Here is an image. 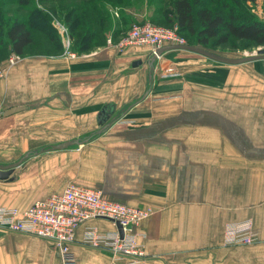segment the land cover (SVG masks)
<instances>
[{
	"label": "crops",
	"instance_id": "1",
	"mask_svg": "<svg viewBox=\"0 0 264 264\" xmlns=\"http://www.w3.org/2000/svg\"><path fill=\"white\" fill-rule=\"evenodd\" d=\"M104 48L28 54L11 67L0 61V110L26 106L0 119V165L28 154L0 180V204L29 206V196L14 200L32 191L27 180L41 190L36 199L70 183L100 188L154 208L135 230L145 264H264V88L237 87L247 79L241 64L195 52L166 51L150 77L148 50ZM103 110L109 117L100 124ZM247 219L258 241L226 244L225 226ZM114 226L98 218L77 229V264H133L84 244L88 228ZM24 235L31 238L0 228V264H61L39 237Z\"/></svg>",
	"mask_w": 264,
	"mask_h": 264
},
{
	"label": "rangeland",
	"instance_id": "2",
	"mask_svg": "<svg viewBox=\"0 0 264 264\" xmlns=\"http://www.w3.org/2000/svg\"><path fill=\"white\" fill-rule=\"evenodd\" d=\"M23 1L25 0H0V12H1L0 17L2 16L1 19L3 21L7 20V22H12L15 19H23L27 21L28 23H30L29 19H31L32 16H33V19L36 18L35 12L39 11L43 17L42 21L44 22V30L41 28L42 22L39 23L40 26L38 28H34L33 34L36 39L35 42L36 43L39 42L41 38L43 40L48 39L46 36L47 31H48L47 28L51 24L55 28V32L60 37L63 43V46H64L63 52L59 53L60 55L65 56V54L68 53L76 57H80L83 54L89 55L92 52L101 51L105 49L104 47H107V46L108 48L112 47L114 49L115 45H118L120 41L122 42L126 38V35L128 34L129 30L134 25H144L147 23H151V24L158 25L160 27L170 28L174 30L177 33V35L181 37V39H183L185 44L201 46L216 54H219L225 57H230V58H242L246 56L258 57V59H255L254 61L239 65V68L241 67L240 70L246 73L245 78L247 79H245L243 83H241L237 87L255 88V89L264 88V79H262V76H261L262 73H264V54H261V55L258 54V51L261 49H264V46H257L252 42L249 43L244 40L236 39L231 35L226 36L227 34L226 32L220 33L219 36L211 39L210 42L207 44L198 43L200 39L198 35L190 36L185 30H182V31L179 30L178 23L174 19L175 12L173 10L174 7H173L172 0H66L63 2H55L54 0H27L30 4L25 3ZM195 6L209 8L210 10L212 9L216 13L226 18L227 21L230 19V17L233 16L238 21L236 23L249 22V23L264 24V0H200V2L196 4ZM52 9H58L59 13L56 16L52 15L50 13V11L52 12ZM70 11H72L73 13L70 14L69 13ZM164 14H167V18H170L172 21L169 23H166L164 21L165 19ZM76 16H78L77 17L78 19H75ZM79 19H80V22H79ZM160 20H163V21H160ZM0 24H1V21H0ZM46 26L47 28H45ZM114 28L115 30H118V32L115 35L113 34ZM103 29L106 30L105 35L104 34L102 36L96 35V37L92 38V40L86 39V35L90 33L93 34V32L100 33V31H102ZM103 37L106 38V41L104 44H102L101 46H93L91 50L83 52L89 44L98 45L104 42L102 41ZM223 37H227V38L225 40H221V38ZM221 41H224V42H221ZM43 43H44V46H38V48H37V45L31 46L28 49V51L30 52L29 54L32 55V54L49 53V54L55 55L53 54L55 53V50H48L46 48L47 44L45 42ZM164 53L165 52L155 57V53L151 55L149 52L148 56H150V60L147 58L146 62L149 65L150 77H152L154 71L157 70L156 68L157 62ZM13 55L17 56L18 58L17 60L20 59V57L17 54H11L8 57L7 56L0 57V61L5 59L7 60L6 61L7 63L5 65H8ZM46 149H50V148L47 146ZM26 157H28V154L27 156H25V158ZM25 162L26 160L23 161L22 164L19 165V167L23 165ZM21 169H18L19 170L18 178L20 180H21L20 176L22 174ZM28 185H30V188H33L31 189L32 191L28 192L32 195H28V193L25 192L21 195H17L14 198L15 201H16V198L18 200H20L21 198L23 199L26 198L25 199L26 201L29 196V199L27 202L35 199L33 202H31V204H33L37 200L45 199L47 197H50L53 194L61 193L64 191L63 190L61 192H54L49 195H46L45 197H40L36 199L35 197H38V195H40L41 190H36L37 188L34 189L33 181L27 180L25 188H27ZM102 192L104 196L111 201L122 203V204L136 207V208H142V209L151 208L154 212V208L151 206H147V205L146 206H133V205H130V204L118 201V200L110 199L105 195L103 190ZM31 204H29V206ZM10 205L11 204L9 203L7 205L0 204L1 207H11ZM12 207H16L20 210L25 209V208H19L16 205H12ZM94 219H98V218H94ZM148 219L149 218L144 219L140 221L138 224H136L134 226L133 232L135 234H138L135 232L136 228L141 222L146 221ZM240 221H244V220H240ZM240 221L233 222V223H238ZM226 226H225V232L227 230ZM92 228H95V227H92ZM115 228L116 227L114 226V229L108 232H113ZM253 229L255 230L254 225H253ZM96 230L101 233H107L106 231L103 232L97 227H96ZM12 233H17V232H12ZM18 234H23V237L27 239L31 238V236L24 235L25 233H18ZM142 236H145V235L143 234ZM37 239L39 240L41 239L40 241H42L43 244H45L47 248H49L50 250H53L55 252V255L59 256L58 250L54 247V245L50 241L43 239V238H37ZM75 239H76V233H75L74 240ZM258 239H259L258 232H256V239L253 241V243L257 242ZM225 243L228 245H235V246L253 244V243L229 244L226 242V239H225ZM13 245H14V248L22 247V246L16 245L15 241ZM142 248H143V245H142ZM70 249H71V246H70ZM59 257H58V260H60L62 264V259ZM144 258L145 257L141 258V261L143 262V264H145Z\"/></svg>",
	"mask_w": 264,
	"mask_h": 264
},
{
	"label": "built area",
	"instance_id": "3",
	"mask_svg": "<svg viewBox=\"0 0 264 264\" xmlns=\"http://www.w3.org/2000/svg\"><path fill=\"white\" fill-rule=\"evenodd\" d=\"M172 44L185 42L174 30L147 23L134 25L114 49L121 55L145 50L152 55L159 48ZM147 58L150 60V56ZM17 59L13 55L7 66L16 64ZM6 70L0 67V78L5 75ZM2 113L0 110V114ZM153 213L151 208H136L111 201L99 188L71 183L63 192L37 200L25 209L0 206V228L46 239L58 250L62 264H77L70 246L75 242L79 226L94 218H110L115 230L101 233L96 228H88L84 244L92 248H106L114 256H132L133 264H143L141 258L145 257V252L138 242V234L133 231L136 224L151 218ZM117 223L122 228L123 237ZM226 229L225 239L229 244L253 243L256 239V231L250 219L229 223Z\"/></svg>",
	"mask_w": 264,
	"mask_h": 264
},
{
	"label": "trees",
	"instance_id": "4",
	"mask_svg": "<svg viewBox=\"0 0 264 264\" xmlns=\"http://www.w3.org/2000/svg\"><path fill=\"white\" fill-rule=\"evenodd\" d=\"M54 1L63 2L66 0ZM193 1L194 0H172L174 7L173 10L175 12L174 19L178 23L179 30H185L190 36L198 35L200 37L198 43L207 44L211 39L219 36L220 33L226 32V36L231 35L236 39L244 40L249 43L252 42L257 46H264V24L249 22L236 23L238 21L233 16L227 21L226 18L212 9L210 10L209 8L195 6L200 0ZM23 2L29 3L27 0ZM50 13L56 16L59 13V10L52 9V12L50 11ZM69 13L72 14L73 12L70 11ZM35 14L36 18L33 19L32 16V18L29 19L30 23L23 19H15L12 22H7V20L3 21L1 19L2 16L0 17V57H8L11 54H17L18 56L23 57L30 53L28 49L31 46L37 45L38 48V46H44L43 42L47 44L46 48L48 50H55V53L53 54L57 55L63 52V43L51 24L48 28V25L45 27L48 29L46 34L48 39L43 40L41 38L39 42H35L36 39L33 34L34 28H38L40 26L39 23L42 22L41 28L44 30V22L42 21L43 17L41 13L37 11ZM77 17L78 16H76L75 19H78ZM164 18L166 23L172 21L170 18H167V14H164ZM117 32L118 30H115L114 28L113 34L115 35ZM103 34H106L105 29L100 31V33L93 32V34L90 33L86 35V39L92 40L96 35L102 36ZM104 37L102 40L104 42L98 45L89 44L83 52L91 50L93 46H101L104 44L106 41V38ZM226 38L227 37H223L221 40H225ZM42 54L52 55L49 53Z\"/></svg>",
	"mask_w": 264,
	"mask_h": 264
},
{
	"label": "water",
	"instance_id": "5",
	"mask_svg": "<svg viewBox=\"0 0 264 264\" xmlns=\"http://www.w3.org/2000/svg\"><path fill=\"white\" fill-rule=\"evenodd\" d=\"M170 50H185V51L195 52V53L200 54L202 56H205L211 60H214V61L222 63V64H227V65H238V64H243V63L251 62V61H254L255 59H258V57H255V56H246V57H242V58L225 57V56L216 54V53H214V52H212L206 48H203L201 46H195V45H190V44H172V45L163 46L157 50L155 57L161 55L163 52L170 51ZM258 54H260V55L264 54V49L259 50ZM141 63H142L141 61H137L134 63V66H137ZM25 109H26V106H16V107L9 108V109L5 110L2 114H0V119L3 117L13 115V114H15L19 111L25 110ZM108 117H109L108 112H106V110H103V112H101L99 114V123L103 124L108 119ZM74 143H77V142L76 141L66 142V143L54 146V149H59V150L64 149V148H66L69 145H72ZM23 161H24V159L21 158L19 161L15 162V163H12L9 165H0V180H8L9 178H11V175L13 174L15 169L20 164H22ZM105 219L111 220L110 218H105ZM117 226L120 229L121 236L123 237V231H122L121 226L118 223H117Z\"/></svg>",
	"mask_w": 264,
	"mask_h": 264
}]
</instances>
